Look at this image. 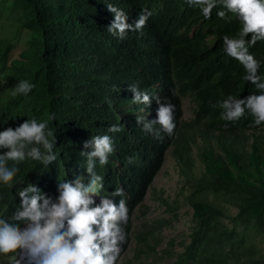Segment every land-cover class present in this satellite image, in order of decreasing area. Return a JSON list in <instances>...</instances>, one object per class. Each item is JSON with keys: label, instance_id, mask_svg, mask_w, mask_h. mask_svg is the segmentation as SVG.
Returning <instances> with one entry per match:
<instances>
[{"label": "trees", "instance_id": "obj_1", "mask_svg": "<svg viewBox=\"0 0 264 264\" xmlns=\"http://www.w3.org/2000/svg\"><path fill=\"white\" fill-rule=\"evenodd\" d=\"M23 3L28 9L26 24L34 34L22 53V61L11 67L7 59L12 45L8 42L3 48L0 43V74L5 75L0 94L6 103L2 105L0 97V127L20 118L48 121L56 137L53 151L57 159L51 163L53 168L36 169L31 175L22 173L19 180L55 184L57 189L58 183L71 178L84 141L104 133L111 125L122 126L121 120L136 119L141 103L133 102L131 91H123L124 84L139 81L143 85L138 88L147 94L148 89L155 92L160 85L157 92L176 106V128L171 139L146 138L128 124L131 132H124L115 159L121 167L114 172L111 167L104 185L113 192L121 184L131 195L129 220L122 225L127 242L120 256L131 242L132 216L164 168L170 150L181 172L189 175L195 168L193 150L204 143L200 155L204 171L195 178L190 200L195 227L174 264H264L257 245L247 236L253 233L264 243V127L257 128L251 119L228 124L221 119L219 106L220 100L240 85L233 77L236 64L222 50V38L235 34L236 22L219 19L217 8L206 20L200 9L178 0H146L152 15L143 35L131 32L118 50L95 56L85 50L84 44L85 33L95 19L89 8L95 0ZM178 24L196 27L198 37L167 41V34ZM204 30L215 37L212 46L206 44ZM202 50L204 58L198 67L184 60L186 51ZM251 50L264 55V41H258ZM21 80L34 87L28 95L13 96ZM188 97H194L197 104L190 121L184 120L183 111V101ZM129 157L141 163L142 168L134 169L133 164H128ZM20 188L0 190V211L12 213ZM212 196L215 201H211ZM220 201L233 205L236 214H227L218 204ZM226 218L234 226L229 233L223 230ZM237 228L244 231L242 236ZM157 229L139 235V240L153 252L156 249L148 246L147 234ZM3 257L6 261L0 260V264H9Z\"/></svg>", "mask_w": 264, "mask_h": 264}, {"label": "clouds", "instance_id": "obj_2", "mask_svg": "<svg viewBox=\"0 0 264 264\" xmlns=\"http://www.w3.org/2000/svg\"><path fill=\"white\" fill-rule=\"evenodd\" d=\"M133 1L134 8L120 10L107 4L101 12L94 13L95 19L84 36L88 53L99 56L110 48L118 50L131 32L143 35L152 13L146 8V0ZM186 2L200 9L206 20L211 19L217 8L219 19H232L237 24L234 35L223 36L222 50L236 64L233 77L240 85L220 100L221 119L228 124L251 119L257 128L264 127V55L251 50L258 41H264V0ZM196 37L193 28L178 24L167 34V41L172 38L189 41ZM214 40L213 36L206 44L212 46ZM203 58V50L184 53V60L193 67H198ZM4 83L5 75L0 74V84ZM142 85L139 81L127 82L122 88L126 94L128 90L134 94V103H141L136 119L121 120L122 126L111 125L104 133L84 141L71 178L58 183L57 189L55 184L19 180L22 173L31 175L36 169L53 168L51 163L57 159L53 151L56 137L48 121L20 118L0 127V190L21 187L12 213L0 211V255L6 256L9 264H117L127 242L122 225L129 220L131 195L121 184L113 192L104 189V185L111 167L113 172L121 167L115 161L120 140L125 131L131 132L128 124L154 140L171 139L176 128V106L157 92L160 85L155 92L148 89V94L138 88ZM33 87L21 80L12 95H28ZM0 97L1 104H6L1 94ZM128 164H133L134 169L142 168L132 157L128 158ZM233 229V224L231 229L223 228L226 233ZM236 232L244 234L240 228ZM247 236L264 258L257 243L264 245L262 239L250 232Z\"/></svg>", "mask_w": 264, "mask_h": 264}, {"label": "rangeland", "instance_id": "obj_3", "mask_svg": "<svg viewBox=\"0 0 264 264\" xmlns=\"http://www.w3.org/2000/svg\"><path fill=\"white\" fill-rule=\"evenodd\" d=\"M23 2L24 0H0V43L3 48L8 42L12 45L7 59L9 67L22 61V53L34 34V31L26 24L29 17H26L25 13H28V9H24ZM12 11H15L14 16ZM196 106L194 97L184 99V120L190 121L194 118ZM203 147L204 143H199L194 148L195 168L189 175L181 172L170 150L164 168L146 194L142 206L133 215L131 242L127 250L118 258L117 264H174L177 262L178 255L190 242V236L195 227L194 211L190 200L196 185L195 178H200L204 171L203 160L200 157ZM210 199L215 201L213 196ZM218 204L226 210L227 214L232 216L236 214L237 210L233 205L223 201ZM224 224L226 229L232 228L228 218L224 220ZM153 229L157 230L153 234H147V244L155 247V252L149 250L146 244L139 240L140 233L144 231L148 233ZM257 243L264 252V245L258 241ZM0 260L6 261L3 256Z\"/></svg>", "mask_w": 264, "mask_h": 264}, {"label": "water", "instance_id": "obj_4", "mask_svg": "<svg viewBox=\"0 0 264 264\" xmlns=\"http://www.w3.org/2000/svg\"><path fill=\"white\" fill-rule=\"evenodd\" d=\"M181 4L190 7L188 5V3L186 2V0H178ZM135 1L133 0H96L95 3L90 6L89 8L91 9V11L93 13H99L101 12L102 9H104L105 7H107V4H112L113 6H115L116 8L120 9V10H124L127 7H131L134 8L135 6L132 4ZM191 8H196V7H191ZM197 9V8H196ZM193 31L196 33V27H193ZM203 33L206 34L205 37V41L209 42L212 40L213 35L212 34H207V31L204 30ZM113 50V48H110V51ZM19 171H22V169L19 168Z\"/></svg>", "mask_w": 264, "mask_h": 264}]
</instances>
